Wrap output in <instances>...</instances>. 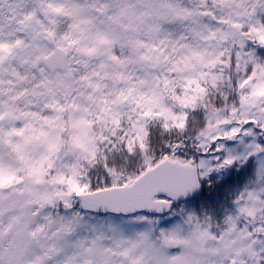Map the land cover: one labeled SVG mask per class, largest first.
I'll list each match as a JSON object with an SVG mask.
<instances>
[{
	"label": "snow or ice",
	"instance_id": "1",
	"mask_svg": "<svg viewBox=\"0 0 264 264\" xmlns=\"http://www.w3.org/2000/svg\"><path fill=\"white\" fill-rule=\"evenodd\" d=\"M0 264H264V0H0Z\"/></svg>",
	"mask_w": 264,
	"mask_h": 264
}]
</instances>
